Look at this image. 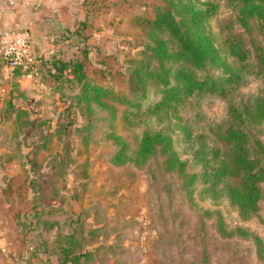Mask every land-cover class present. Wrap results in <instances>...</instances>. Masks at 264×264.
Returning a JSON list of instances; mask_svg holds the SVG:
<instances>
[{
	"label": "rangeland",
	"instance_id": "374dc122",
	"mask_svg": "<svg viewBox=\"0 0 264 264\" xmlns=\"http://www.w3.org/2000/svg\"><path fill=\"white\" fill-rule=\"evenodd\" d=\"M157 1L77 0L71 36L54 33L50 55L81 58L85 50L93 81L126 88L123 57L135 52V42L145 39L143 28L128 18ZM212 1L216 12L207 23L214 43L238 68L241 63L225 41L237 35L250 50V63L240 70L241 83L226 95L201 92L178 104L177 116L187 120L192 134L202 133L207 140L213 136L209 126L228 118L229 104L264 96V70L255 58L257 46L264 51L259 21L250 18L241 25L237 11L225 0ZM31 47L38 61L33 76L23 73L24 88L9 80L5 67L11 66L0 61V264L56 263V255L48 253L56 251L52 240L66 244L73 229L85 238L80 252L87 246L91 254L77 264H264L254 238L260 237L264 253V199L252 216L244 218L223 195L213 199L195 191L189 198L181 178L155 159L143 166L112 163L117 143L109 131H118L133 146L144 129L158 128L165 121L147 115L123 129L121 118L114 125L107 109L78 100L77 83H52L41 63L46 56L34 49L32 41ZM10 90L16 105L26 107L32 118L20 130L6 107ZM153 95L148 93V99ZM246 127L264 143L263 123ZM168 130L180 138L175 148L181 157L189 158L191 142L182 139L183 131L172 124ZM188 170L198 167L190 165ZM9 184L11 191L5 193ZM219 217L225 230L242 228L249 234L237 229L222 234Z\"/></svg>",
	"mask_w": 264,
	"mask_h": 264
},
{
	"label": "trees",
	"instance_id": "16d2710c",
	"mask_svg": "<svg viewBox=\"0 0 264 264\" xmlns=\"http://www.w3.org/2000/svg\"><path fill=\"white\" fill-rule=\"evenodd\" d=\"M236 11L241 25H247L248 19L256 18L264 32V0H225ZM216 12L212 0H158L151 6L132 12L128 20L141 26L145 39L135 42V52L124 56L126 88H114L108 84L93 81L87 69V51L80 57L63 58L48 55L41 58L47 67L52 83L78 84V100L95 103L108 110L111 120H122V129L140 121L144 116H155L157 121L165 123L153 129H144L136 145L123 140L118 131L112 129L108 135L117 143L110 159L114 164L133 162L143 166L150 160L159 161L162 167L175 172L180 178L185 194L193 197L196 191L200 195L216 198L225 196L235 205L239 214L248 218L264 199V143L246 127L247 123L264 124V96L254 95L229 104L228 118L209 126L213 136L209 140L202 133L192 134L187 120L177 116L178 104L185 97L201 92L227 94L242 81L239 74L242 67L250 63L247 60L250 50L241 40H226L231 53L238 57L240 67L234 68L221 49L214 43L207 20ZM64 37L71 33L63 31ZM256 59L264 70V51L256 47ZM1 63L3 60L0 58ZM96 64V63H94ZM216 68L220 70L214 72ZM15 74L25 71L11 67ZM153 97L148 99V93ZM13 90L9 91L5 103L13 114L17 130L32 123L30 113L24 106L15 102ZM175 120L171 122V118ZM180 127L182 139L191 142L190 157L182 158L175 148L180 138L173 137L168 130L170 125ZM219 130H221L219 132ZM182 152H187L182 148ZM194 165L198 170L189 171ZM200 183V186L196 185ZM10 193L11 184H9ZM223 219L218 218V227L222 234H231L236 229L249 234L242 228L225 230ZM77 232V233H76ZM79 232V233H78ZM81 231H71L66 236V244L61 240H52L56 251V263L77 264L88 261L90 255L80 256ZM78 237V238H77ZM258 253L264 258L263 246L258 235L254 234ZM58 243V244H57ZM91 251V250H90ZM49 260H47L48 262Z\"/></svg>",
	"mask_w": 264,
	"mask_h": 264
},
{
	"label": "crops",
	"instance_id": "0c3cea01",
	"mask_svg": "<svg viewBox=\"0 0 264 264\" xmlns=\"http://www.w3.org/2000/svg\"><path fill=\"white\" fill-rule=\"evenodd\" d=\"M76 1L0 0V33L4 28L25 29L29 32L34 49L48 56L53 49L54 33L64 30L68 32L71 28L75 19L73 18L74 12L78 11L75 7ZM58 35L61 34L58 33ZM5 70L9 80L15 79L22 88L27 86L25 75L15 74L11 68L6 69L5 67Z\"/></svg>",
	"mask_w": 264,
	"mask_h": 264
},
{
	"label": "built area",
	"instance_id": "2783aa9c",
	"mask_svg": "<svg viewBox=\"0 0 264 264\" xmlns=\"http://www.w3.org/2000/svg\"><path fill=\"white\" fill-rule=\"evenodd\" d=\"M0 57L9 66H19L31 77L35 74L37 57L31 47L29 32L20 28H5L0 33Z\"/></svg>",
	"mask_w": 264,
	"mask_h": 264
},
{
	"label": "water",
	"instance_id": "95a60500",
	"mask_svg": "<svg viewBox=\"0 0 264 264\" xmlns=\"http://www.w3.org/2000/svg\"><path fill=\"white\" fill-rule=\"evenodd\" d=\"M89 249H90L89 247L85 246V247H84V250H83L82 252H80L79 255H80L81 257H82V256H85L86 253H87V251H88Z\"/></svg>",
	"mask_w": 264,
	"mask_h": 264
}]
</instances>
